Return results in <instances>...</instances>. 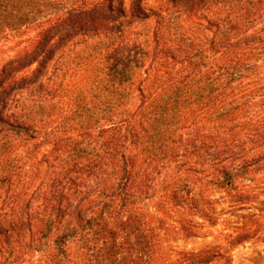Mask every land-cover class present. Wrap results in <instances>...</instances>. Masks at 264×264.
<instances>
[{"label": "trees", "instance_id": "1", "mask_svg": "<svg viewBox=\"0 0 264 264\" xmlns=\"http://www.w3.org/2000/svg\"><path fill=\"white\" fill-rule=\"evenodd\" d=\"M0 264H232L263 242L264 0H0ZM205 225L207 231H203ZM229 230V229H228Z\"/></svg>", "mask_w": 264, "mask_h": 264}, {"label": "rangeland", "instance_id": "2", "mask_svg": "<svg viewBox=\"0 0 264 264\" xmlns=\"http://www.w3.org/2000/svg\"><path fill=\"white\" fill-rule=\"evenodd\" d=\"M31 36V34L23 36L12 34L8 40L0 41V66L14 58L26 45L27 39ZM215 198L218 200L217 208L219 211L226 214V218H229L233 223H230L229 227H225L224 224L221 223L209 231L211 234H208V237L200 235L199 238L194 239H183L177 232L178 223L184 219L182 212L177 210H163L157 214L155 212V202L148 204L147 208L163 220L161 242L168 261L179 259L181 254L185 251L199 250L207 245H214L216 240L222 237L221 234L230 233L229 231L233 228V226L246 224L248 219L243 218L248 217L249 214L256 215L258 212H262L260 214H264L263 205L257 204L255 206V211L236 212L228 208V204L222 194L216 195ZM200 225L204 227L203 231H207L205 225L201 223ZM262 241L263 242L261 243L251 241L250 243L243 244L231 251L230 256L232 257V264H264V231Z\"/></svg>", "mask_w": 264, "mask_h": 264}]
</instances>
